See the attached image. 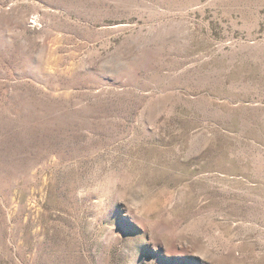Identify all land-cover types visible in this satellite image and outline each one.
<instances>
[{
    "label": "rangeland",
    "instance_id": "obj_1",
    "mask_svg": "<svg viewBox=\"0 0 264 264\" xmlns=\"http://www.w3.org/2000/svg\"><path fill=\"white\" fill-rule=\"evenodd\" d=\"M0 264H264V0H0Z\"/></svg>",
    "mask_w": 264,
    "mask_h": 264
}]
</instances>
